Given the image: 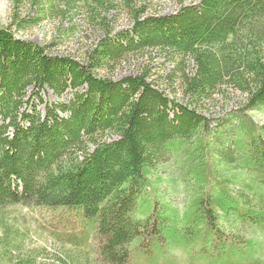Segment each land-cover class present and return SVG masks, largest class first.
<instances>
[{
	"label": "trees",
	"instance_id": "1",
	"mask_svg": "<svg viewBox=\"0 0 264 264\" xmlns=\"http://www.w3.org/2000/svg\"><path fill=\"white\" fill-rule=\"evenodd\" d=\"M173 1L156 15L138 0H11L0 27V210L70 213L81 264H264V125L248 115L264 110V0ZM119 14L129 27L114 32ZM79 15L101 36L81 61L16 36ZM145 56L163 89L150 64L98 75ZM233 94L238 107L202 115ZM170 161L180 207L151 185Z\"/></svg>",
	"mask_w": 264,
	"mask_h": 264
},
{
	"label": "rangeland",
	"instance_id": "2",
	"mask_svg": "<svg viewBox=\"0 0 264 264\" xmlns=\"http://www.w3.org/2000/svg\"><path fill=\"white\" fill-rule=\"evenodd\" d=\"M138 1L140 4L147 5L148 14L170 15L179 9L173 0ZM192 1L197 0H186V3L189 4ZM11 4V0H0V27L7 26L10 22ZM23 11L26 13L25 10ZM30 14L32 15L31 12ZM112 27L113 31L116 32L128 28L129 22L125 15L119 14L116 16ZM63 29L71 30L64 32L61 31ZM16 36L46 47L47 52L51 55L66 56L78 61H81L85 53L101 38L99 32L88 26L81 15L75 18L68 17L62 21L60 19H47L33 28L17 33ZM161 63V60L156 58L147 61L145 56L138 62L135 60L123 62L111 73L100 71L98 75L110 76L118 80L136 73V69L140 65L150 64L151 79L160 80L162 72L159 66ZM161 81L155 83L163 89L165 86L162 85ZM41 96L46 102L58 103L66 102L70 98V93L57 98L47 89ZM171 98L181 101L179 92L171 95ZM242 100L239 94H233L226 101L219 99L216 102H209L205 105L207 109L203 110L202 115L214 119L222 113L238 107ZM39 109L43 112L42 106ZM248 115L256 124L264 125V110L249 112ZM175 175L173 162L170 161L165 169L159 171L158 176L162 184L156 188L155 178L150 177V179L155 194H166L169 203L180 207L185 202V194L174 193V190L181 189L177 182L172 184L171 180H176ZM68 214L70 216H67L66 211L64 212L62 209L50 210L40 207L12 206L0 210V264H19L25 261H31L33 264H73V262L81 264L79 260L74 261V259L79 258L77 253L83 254V251L67 241V237L76 232L66 223V217H71V214ZM71 218L69 219L71 222H76L74 217Z\"/></svg>",
	"mask_w": 264,
	"mask_h": 264
}]
</instances>
